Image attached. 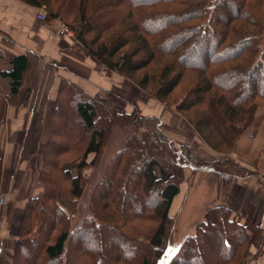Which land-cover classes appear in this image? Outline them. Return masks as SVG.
<instances>
[{
  "label": "trees",
  "instance_id": "16d2710c",
  "mask_svg": "<svg viewBox=\"0 0 264 264\" xmlns=\"http://www.w3.org/2000/svg\"><path fill=\"white\" fill-rule=\"evenodd\" d=\"M19 1L46 9L53 2ZM229 2L233 13L228 11ZM72 9L76 25L64 24L75 32L82 51L108 74L124 77L160 102L188 79L191 86L186 85L176 111L184 115L203 108L198 122L190 123L210 149L217 151L218 143L232 148L251 126L256 100H264V85L246 90L252 77L264 81V0H75ZM59 12V7L55 12L49 9V22L59 19ZM100 22L103 25L98 27ZM193 58L199 62L196 66L189 62ZM10 64L9 71L0 70V78L10 80L9 94L0 92V129L6 105L18 103L27 59L16 56ZM28 96L29 91L24 103ZM107 96L120 104V97L110 92ZM71 119L74 128L69 143L62 145L64 138L57 128ZM158 121L118 113L74 85H64L47 127L36 178L41 191L25 203L11 264H29L32 253L36 257L31 264H151L153 259L161 260L172 223L169 210L189 166L169 146ZM128 127L133 132L94 186L92 218L69 232L70 220L57 202L62 199L75 205L88 180L82 173L97 168L114 128ZM69 156L78 162L76 176L60 167ZM56 174L68 182L63 190ZM151 196L156 201L144 202L138 211L134 205L127 206L128 199L137 203ZM255 230L261 236L254 257L264 243L263 231L257 226ZM249 233L255 240L252 225L240 226L231 209L210 207L196 233L185 238L165 264H232L243 258L240 250L251 243ZM78 238L81 243L112 241L119 248L128 244L124 249L128 259L118 254L103 256L86 246L74 255L72 244Z\"/></svg>",
  "mask_w": 264,
  "mask_h": 264
},
{
  "label": "crops",
  "instance_id": "0c3cea01",
  "mask_svg": "<svg viewBox=\"0 0 264 264\" xmlns=\"http://www.w3.org/2000/svg\"><path fill=\"white\" fill-rule=\"evenodd\" d=\"M40 10L19 0H0V70L9 71L13 57L25 56L27 59L18 103L6 105L0 129V194L7 197L5 207H0V264H11L25 203L34 198L35 191L31 187L41 169L47 127L50 115L57 107L60 89L66 84L74 85L91 97L100 96V91L122 96L133 90L123 78L108 75L97 66L74 39L59 36L52 22L40 21L37 18ZM9 91L10 80L0 78V92L8 95ZM137 104L142 106V112L160 118L170 141L189 146L194 161L200 159L224 165L217 173L223 180L228 178L229 183L226 191L217 187L215 205L225 206L238 214L240 224L255 222L264 235V176L260 175L255 160H249L247 156L241 158L236 149L228 155L214 152L194 134L191 136L190 126L179 115H166L162 109L148 112L144 102ZM224 157L227 163H223ZM197 168L190 166L192 170ZM201 171L215 174L211 168ZM21 190L27 193L23 196ZM187 198L186 185L182 183L171 211L174 213L178 207L182 209ZM244 264H264V243L258 260H248Z\"/></svg>",
  "mask_w": 264,
  "mask_h": 264
},
{
  "label": "rangeland",
  "instance_id": "374dc122",
  "mask_svg": "<svg viewBox=\"0 0 264 264\" xmlns=\"http://www.w3.org/2000/svg\"><path fill=\"white\" fill-rule=\"evenodd\" d=\"M63 1L65 0H53V2L50 4L51 8L49 7L48 9L44 7L39 8L43 10L46 15L45 20L43 21L40 20V21L49 22L48 15H47L48 10L50 9L51 11L55 12L56 8L59 7L60 12L58 13L59 14L58 16L60 17L59 19H54V20H58L63 24L65 22V23H69V24L71 23V24L76 25V19L74 17V13L72 9L75 0H66L65 4L63 3ZM89 7L91 9H96V7L92 4L91 5L89 4ZM228 8H229L228 11L232 10V13H233V7L230 2L228 4ZM52 21L53 20H50V22ZM96 25L100 27L103 24L102 22H100V23H96ZM74 33L75 32H73V37L71 38L74 39V42H76L79 45V43L76 41V34ZM261 48L264 49V40L261 44ZM190 61L193 65L196 66L197 64H199V62H202L203 59L201 56L199 62L194 61V58L189 60V62ZM100 68H103V67H100ZM112 74H115L123 78L125 83L127 82L133 86V90L131 91V93L129 92L128 94L124 93L122 95L123 97L111 91H102V92L100 91V96L98 95L94 96L97 100L101 101L106 106L116 110L118 113H121L123 111L126 114L131 115L134 119L137 118V115H140L142 117H155V116L148 115L147 113L142 112L140 110L142 106L137 104L138 101H142L144 102V104H146L145 107L148 112H152L153 110H156V109H162L164 110L165 112L164 114L166 115L167 114L169 115L177 114L190 126L191 131L189 130V132L191 136L193 137V134H194V136L197 139H199L205 146H207L202 141V139H200L198 134L193 130L194 129L193 125L190 123V121L198 122L197 117L200 113H203L202 112L203 108L202 109L201 107H199V109L195 108L193 112L191 113L187 112L184 115H182L181 113L179 114L176 111V106H177L176 104L179 103L180 100L184 98V93L186 91L185 89L186 85L191 86V83L188 82V79L185 80L179 86V88L175 90L174 93H172L171 96H169L165 101L160 102L154 99L153 97H151V95L148 92L142 91L135 84H133L129 80H126L124 77L116 73H111L108 75H112ZM140 75L141 73L139 74V76ZM246 85H247V88H246L247 92H251L257 87L263 86L264 81L261 79V77L258 78V76H254L251 78L249 82H247ZM108 92H110L111 94L117 97H120L121 98L120 104L114 102V100L111 97H108L107 96ZM256 102H257V108L254 114L251 126L242 132V134L237 138L236 142H234L232 148L229 149L228 146L222 145L220 143H218L219 145L214 143L216 147L218 146L217 148H219L217 151L210 149L208 146L207 147L210 150L223 154V155H228L232 153L235 149L238 150V153L241 156V158L247 156L249 157L248 158L249 160H255L254 162H256V167L259 169L260 175L264 176V100L257 99ZM167 119L169 120L170 117H168ZM158 120H159L158 127L160 131L162 132V134L167 138L169 146L172 148L173 151L179 153L180 156L184 158L188 163L189 167L188 169L184 171V176H183V181H182V183H185L186 185L188 198L182 209L178 207L177 211L173 213V210L171 211V207H170L169 216L172 218V223L170 226V231L168 233V240L165 244L164 254L161 260H155V259L151 260V264H165L166 259H169L172 256V254L175 252L178 246L183 242V240L196 233V228L200 224V222L203 221L207 210L210 207L216 206L215 196H216L217 187L224 188V190L226 191L228 187L227 184L229 183L228 178L225 177L226 179L223 180L221 178V175L218 174L220 173L219 170L224 168L222 167L224 165H219L221 164L219 162L218 163L217 162L208 163L206 162V160H200V159H197L198 162L196 160L194 161L192 157L194 156V154L191 152V149L189 148V146H186L184 144L180 146L179 144L170 141V139L164 133L163 125L160 121V118H158ZM72 121L73 120L71 119L69 120L67 124L61 125L62 127L60 126L57 128L58 134H60L64 138L62 145H67L69 143L68 138H70L71 131L74 128V122ZM174 122H175V119L173 120L172 124H174ZM212 125L214 124L212 123ZM132 132L133 131L131 127H128L127 129L114 128L113 132L109 136L104 146V149L99 159L97 168H94V169L89 168V169H86L82 173V175L88 178V180H87L86 187L84 189V193L82 194L81 198L77 200L74 206L70 205L67 202H64L62 199H59V201L57 202V204L65 212L66 216L70 220L69 221L70 222L69 232H71L72 230H76L78 227H80L83 220L90 218V217L92 218V213H91L92 210H90V203L92 202V192H93L94 186L104 177L108 164L112 161L113 157L119 153L123 144L125 143L127 138L131 135ZM74 155L75 153L72 152V156ZM72 156H69L67 161L62 162L60 164V167L64 171L66 170L69 171L71 176H76L77 174L76 167H77L78 162H76V160H74L75 158ZM92 157L93 155H90L88 160L90 161ZM225 158L226 157L223 158L224 160L223 163L228 162ZM190 166L192 168L197 166L198 168L197 170H192L190 169ZM203 168H211L215 174H210V175L206 174L201 171ZM240 171L244 173L242 169H240ZM37 175L38 174L35 175L34 185L32 184V187H31V189L35 191V194L33 197H35L41 191L40 188L36 186ZM56 179H58V182L60 183L62 190L63 188H66L68 186L67 180L65 181L63 178L60 179L59 174H56ZM200 183L203 184V187L200 186ZM21 192L23 193V196L27 193V191L25 190H21ZM109 193H110V196L113 195L110 191ZM146 201L149 203H153L156 200H154L153 196H151L148 200H142L140 202L138 201L137 203L133 202L132 199L131 200L128 199L127 206L130 207L134 205L135 211L136 210L138 211L140 207L143 205V203ZM109 207L111 208L109 209ZM109 207L108 209L110 211L111 210L115 211L114 208L116 209V207L112 205H109ZM232 217L242 227H246L248 224L252 225L254 235H255L254 236L255 240H253V237L249 233L250 234L249 237H252L251 243L249 244V246H246L245 248L240 250L243 258L236 260L232 264H244L248 260H258L260 252L256 255V257L253 256L259 245L260 236H261V234L255 230V227L257 226L256 223L248 221L246 225H244L245 223L240 224L237 221L238 214H235L233 211H232ZM79 239L80 238L76 239L74 243L72 244L73 245L72 251L74 255H76V252L80 250V248H83L84 246H86L90 250L101 252L103 256H109V255L112 256V255L118 254L120 257L122 256L123 258L128 259V256H125L126 252L124 250L128 244L127 245L124 244L120 246L119 248V246H117L112 241L111 243L103 244L102 242H100V239H97L95 242L91 240H86L83 243H81ZM244 251L246 254L245 256L243 255ZM35 257L36 255L32 253L31 257H29L31 258L30 261L32 262L35 259ZM30 261H29V264H31Z\"/></svg>",
  "mask_w": 264,
  "mask_h": 264
},
{
  "label": "built area",
  "instance_id": "2783aa9c",
  "mask_svg": "<svg viewBox=\"0 0 264 264\" xmlns=\"http://www.w3.org/2000/svg\"><path fill=\"white\" fill-rule=\"evenodd\" d=\"M38 19L39 20H45L46 15L43 10H40L38 13ZM52 23L55 25L57 28L59 36L62 37H73V31L69 29L68 26L64 25L58 20H53ZM6 204V195L5 194H0V207H3ZM2 228V221L0 220V229Z\"/></svg>",
  "mask_w": 264,
  "mask_h": 264
}]
</instances>
